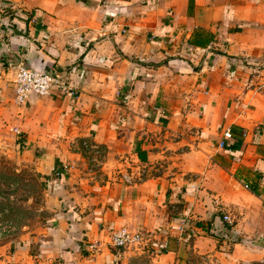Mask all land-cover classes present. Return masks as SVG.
<instances>
[{
	"label": "crops",
	"instance_id": "0c3cea01",
	"mask_svg": "<svg viewBox=\"0 0 264 264\" xmlns=\"http://www.w3.org/2000/svg\"><path fill=\"white\" fill-rule=\"evenodd\" d=\"M19 63L62 86L18 105ZM0 120L58 207L33 264H223L264 208V0H0Z\"/></svg>",
	"mask_w": 264,
	"mask_h": 264
},
{
	"label": "rangeland",
	"instance_id": "374dc122",
	"mask_svg": "<svg viewBox=\"0 0 264 264\" xmlns=\"http://www.w3.org/2000/svg\"><path fill=\"white\" fill-rule=\"evenodd\" d=\"M89 151L90 159L82 165L86 169L100 167L97 154L103 158L105 153L97 152L92 157ZM79 164L80 161L73 163ZM57 208L35 160L20 143L15 129L0 120V264H33L26 242L50 230ZM221 216L224 232L210 231L208 235L216 240L224 263L264 264V208L259 206L255 221L244 222L246 235H239L234 229L238 216L229 215L232 223Z\"/></svg>",
	"mask_w": 264,
	"mask_h": 264
},
{
	"label": "built area",
	"instance_id": "2783aa9c",
	"mask_svg": "<svg viewBox=\"0 0 264 264\" xmlns=\"http://www.w3.org/2000/svg\"><path fill=\"white\" fill-rule=\"evenodd\" d=\"M13 66L15 68V101L18 105H26L30 97L35 94L43 97L50 96L57 87L62 86V81L53 72L34 70L22 63ZM70 93L76 94L72 89H70ZM231 136V131L227 130L225 138H231ZM223 145L224 140L221 142V146ZM59 175L58 173L57 176ZM225 219L232 223L229 215H225ZM143 242L144 234L133 231L128 226H121L111 232L110 244L117 248L140 245Z\"/></svg>",
	"mask_w": 264,
	"mask_h": 264
},
{
	"label": "trees",
	"instance_id": "16d2710c",
	"mask_svg": "<svg viewBox=\"0 0 264 264\" xmlns=\"http://www.w3.org/2000/svg\"><path fill=\"white\" fill-rule=\"evenodd\" d=\"M60 176V175H59ZM62 182V180H60Z\"/></svg>",
	"mask_w": 264,
	"mask_h": 264
}]
</instances>
